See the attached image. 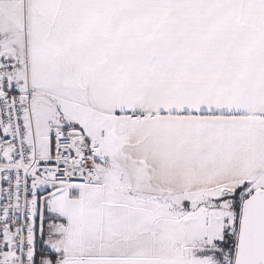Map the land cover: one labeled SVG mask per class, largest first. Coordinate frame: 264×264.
I'll return each mask as SVG.
<instances>
[{"label":"snow or ice","instance_id":"6c2138e0","mask_svg":"<svg viewBox=\"0 0 264 264\" xmlns=\"http://www.w3.org/2000/svg\"><path fill=\"white\" fill-rule=\"evenodd\" d=\"M0 264H264V0H0Z\"/></svg>","mask_w":264,"mask_h":264}]
</instances>
